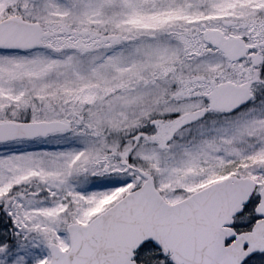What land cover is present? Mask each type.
<instances>
[{"label": "snow or ice", "instance_id": "6c2138e0", "mask_svg": "<svg viewBox=\"0 0 264 264\" xmlns=\"http://www.w3.org/2000/svg\"><path fill=\"white\" fill-rule=\"evenodd\" d=\"M0 264H264V0H0Z\"/></svg>", "mask_w": 264, "mask_h": 264}]
</instances>
